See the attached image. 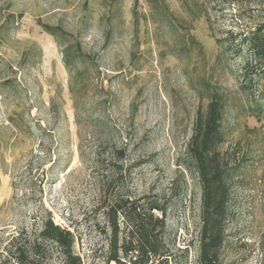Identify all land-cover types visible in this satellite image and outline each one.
<instances>
[{
  "label": "rangeland",
  "instance_id": "1",
  "mask_svg": "<svg viewBox=\"0 0 264 264\" xmlns=\"http://www.w3.org/2000/svg\"><path fill=\"white\" fill-rule=\"evenodd\" d=\"M40 22L95 56L75 96L64 45ZM263 25L264 0H0V264H65L41 239L49 219L83 264H116L105 207L125 198L166 208L162 264H197L202 194L186 147L211 90L227 108L221 151L242 165L218 264H264V118L252 110L264 79L217 44Z\"/></svg>",
  "mask_w": 264,
  "mask_h": 264
},
{
  "label": "trees",
  "instance_id": "2",
  "mask_svg": "<svg viewBox=\"0 0 264 264\" xmlns=\"http://www.w3.org/2000/svg\"><path fill=\"white\" fill-rule=\"evenodd\" d=\"M40 25L47 33L61 39L64 62L68 69L76 71L71 92L75 96L85 76L86 66L95 62V56L86 53L79 37L72 35L61 25ZM229 33L227 39L219 37L217 44H235L237 53L243 58L244 77L249 73L259 74L264 79V25L249 35ZM239 36V37H238ZM241 38L239 42L236 40ZM228 42H230L228 44ZM228 47V46H227ZM225 47L227 50L228 48ZM210 89V88H209ZM207 110L199 109L186 152L190 166L197 174L201 185V227L198 233L197 264H218L220 250L225 242L226 220L231 197L232 178L242 166L234 164L221 151L228 141V128L224 123L227 108L223 99L214 91H209ZM257 118H264V107H253ZM111 227L108 262L116 264H162L168 251L165 245L167 230V210L156 201L143 203L141 199H119L105 207ZM158 210L159 217L154 213ZM122 220V223H120ZM41 239L56 243L65 257V264H83L79 255L73 253L74 236L70 231L46 220Z\"/></svg>",
  "mask_w": 264,
  "mask_h": 264
}]
</instances>
